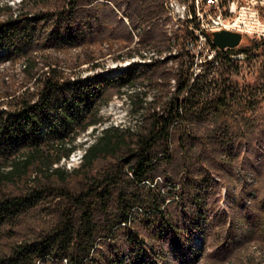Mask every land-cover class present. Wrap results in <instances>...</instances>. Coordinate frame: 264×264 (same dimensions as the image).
Here are the masks:
<instances>
[{
  "label": "trees",
  "instance_id": "1",
  "mask_svg": "<svg viewBox=\"0 0 264 264\" xmlns=\"http://www.w3.org/2000/svg\"><path fill=\"white\" fill-rule=\"evenodd\" d=\"M10 1L0 0V264H196L198 239L218 263L264 246V126L243 114L259 90L230 83L232 55L264 40L220 50L195 3L169 32L166 0ZM191 23L213 58L196 63ZM134 37L138 61L104 72L114 42ZM150 48L160 57L146 60ZM121 97L141 120L103 127L102 108Z\"/></svg>",
  "mask_w": 264,
  "mask_h": 264
},
{
  "label": "rangeland",
  "instance_id": "2",
  "mask_svg": "<svg viewBox=\"0 0 264 264\" xmlns=\"http://www.w3.org/2000/svg\"><path fill=\"white\" fill-rule=\"evenodd\" d=\"M3 3L8 2V0H1ZM33 1V0H32ZM1 2V3H2ZM20 0L10 1V5L14 6V9H19ZM122 8L119 11L120 17L123 16L124 9L126 8V2L123 1ZM197 2L200 3V15L204 14L203 24L208 26L211 24V16L215 13L223 14L225 18L229 20H237L242 24V29L246 32L243 36L241 46H246L249 42L247 38L254 40H264V0H224L221 2L219 9L210 5L207 0H188L187 3H183L181 0H166L165 2V14L163 15V20L166 22L171 18V22H167L166 29L171 32L174 30L173 22L180 19L182 21L188 20V9L195 3L197 7ZM235 2L238 6L236 13L230 14V5ZM30 12L35 10L29 7ZM36 9V8H34ZM127 22V21H126ZM176 29V28H175ZM138 34V33H137ZM137 37H134V42L129 44L122 40H117L114 42L115 56L107 57L103 61L104 72L107 68L113 69L114 73L121 72L132 62L138 61L139 51L137 50L138 45ZM198 48L193 50V54L196 55V63H201L205 58L210 59L213 56L212 51L209 50L207 45L198 42ZM108 45L105 44L104 47ZM131 49V50H130ZM199 52L202 56L197 57ZM147 56L146 60L156 59L160 56L156 54L154 49H146L142 51ZM132 58H129V55ZM165 56V55H163ZM162 56V57H163ZM232 62L235 65L233 68L231 76V84H238L242 90L251 89L254 90L255 87L258 88L259 101H254L251 103L250 108L252 111H243V114L247 116H254L255 121L253 125L259 128L264 126V49H253L247 54L232 57ZM214 66H217L215 63ZM106 68V69H105ZM203 68L199 65H195L192 72L199 74L200 70ZM101 114L104 118L105 125L103 127L113 125H132L135 126L141 120L138 116H135L131 112V105L127 98H114V100L108 105L102 108ZM80 152L75 155L73 162L75 164L79 161ZM225 189H222L221 195H225ZM226 204L222 202V208L225 209ZM204 241L198 239L196 249L200 252L199 258L196 264H264V246L257 243L251 242L247 243L240 250H238L232 258L224 261L214 263L208 254L213 252V249L209 247H204Z\"/></svg>",
  "mask_w": 264,
  "mask_h": 264
},
{
  "label": "built area",
  "instance_id": "3",
  "mask_svg": "<svg viewBox=\"0 0 264 264\" xmlns=\"http://www.w3.org/2000/svg\"><path fill=\"white\" fill-rule=\"evenodd\" d=\"M207 2L216 7L217 9L220 8L221 6V2H224V0H207ZM198 8V14H197V17L199 19L200 22H203L204 20V14H201L200 15V3L197 2V7ZM238 9V6L235 4V2H233L231 5H230V14H234L236 13ZM188 19L189 20H192L193 19V16L191 14H188ZM211 24H209L208 26H205L203 23H202V28L208 32V33H212V36H213V33L214 32H218V31H222V30H228V31H234V32H239L241 33L243 36L244 34L246 33L243 29H242V24H240L237 20H229L228 18H225L224 15L221 13V14H217L215 13L213 16H211ZM190 30L195 32L196 36L199 38V42L204 44V45H207V36L205 34L202 33V30H197L194 28V24L191 23L190 24ZM210 51H212L210 48H209ZM213 53V56L211 58L214 57L215 55V52L212 51ZM237 56L239 55H244L243 53H238V54H235ZM210 58V59H211Z\"/></svg>",
  "mask_w": 264,
  "mask_h": 264
},
{
  "label": "water",
  "instance_id": "4",
  "mask_svg": "<svg viewBox=\"0 0 264 264\" xmlns=\"http://www.w3.org/2000/svg\"><path fill=\"white\" fill-rule=\"evenodd\" d=\"M213 43L220 49H235L239 47L243 40V35L239 32L222 30L213 33Z\"/></svg>",
  "mask_w": 264,
  "mask_h": 264
},
{
  "label": "bare ground",
  "instance_id": "5",
  "mask_svg": "<svg viewBox=\"0 0 264 264\" xmlns=\"http://www.w3.org/2000/svg\"><path fill=\"white\" fill-rule=\"evenodd\" d=\"M232 57H236V55H232ZM81 156H79V158H80Z\"/></svg>",
  "mask_w": 264,
  "mask_h": 264
}]
</instances>
